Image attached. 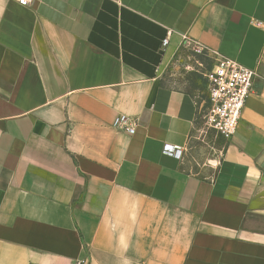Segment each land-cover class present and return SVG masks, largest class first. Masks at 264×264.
Instances as JSON below:
<instances>
[{"label":"crops","instance_id":"crops-1","mask_svg":"<svg viewBox=\"0 0 264 264\" xmlns=\"http://www.w3.org/2000/svg\"><path fill=\"white\" fill-rule=\"evenodd\" d=\"M189 44L256 72L199 165ZM0 264H264V0H0Z\"/></svg>","mask_w":264,"mask_h":264},{"label":"built area","instance_id":"built-area-1","mask_svg":"<svg viewBox=\"0 0 264 264\" xmlns=\"http://www.w3.org/2000/svg\"><path fill=\"white\" fill-rule=\"evenodd\" d=\"M28 1L18 0L22 5H26ZM166 42L164 40L163 43ZM201 50H204L202 46L195 45V51ZM255 75L254 69L225 56H215L214 66L206 75L207 96L200 105L199 120L224 142L228 141L236 131ZM130 122L128 117L120 115L115 117L113 124L131 133L133 125ZM164 151L174 155L181 154V149L176 145H165Z\"/></svg>","mask_w":264,"mask_h":264},{"label":"rangeland","instance_id":"rangeland-1","mask_svg":"<svg viewBox=\"0 0 264 264\" xmlns=\"http://www.w3.org/2000/svg\"><path fill=\"white\" fill-rule=\"evenodd\" d=\"M215 57L210 50L195 51V45L189 44L168 62L164 69V76L173 85H179L191 92L200 107L207 96L206 75L212 70ZM198 130L195 133L193 161L199 165L206 158H215L214 148L222 144V139L214 131L197 121Z\"/></svg>","mask_w":264,"mask_h":264}]
</instances>
